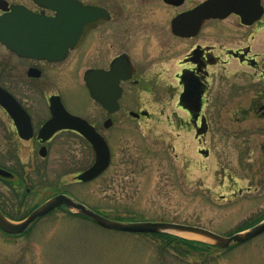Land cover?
Masks as SVG:
<instances>
[{"label": "flooded vegetation", "instance_id": "1", "mask_svg": "<svg viewBox=\"0 0 264 264\" xmlns=\"http://www.w3.org/2000/svg\"><path fill=\"white\" fill-rule=\"evenodd\" d=\"M0 1V16L9 13L12 6H21L49 19L57 16V12L33 0ZM77 1L83 7L96 9L98 15L95 25L64 57L24 56L20 55L21 51H13L0 42V87L9 92L26 113L19 114L15 122L0 106L3 112L0 114V151L8 148L14 152L8 159L12 163L10 167L3 164L0 154V168L12 174L9 178L0 177V192L7 189L18 193L29 182L30 170L41 163L59 162L57 158L51 160V156L56 147L68 146L67 138L82 141L92 150L95 161L92 145L75 130L59 129L49 139L41 135L45 125L54 118L53 107L62 106L69 114L87 121L105 139L111 152V166L118 127L128 128L135 120H150L155 114H166L163 106L157 111L153 108L155 103L165 100L161 98L164 96L161 87H171V83L163 84L161 75L172 71L178 89L172 98H176L180 111L172 114H186L185 127L194 131L195 138L201 142L211 130L213 114H220L218 127L223 144H235L240 159L243 157L247 163L251 162L246 157L248 153L256 151L251 179L255 182L254 191L259 197L263 196L264 0H260L257 7L247 9L245 15L231 13L224 18L207 19L198 31L184 35L174 30V21L209 0ZM165 8L169 13L165 14ZM151 69L162 73L151 79L147 73ZM92 81L96 97L92 96L89 85ZM189 85L201 93L199 112L181 102ZM69 87L84 94L87 111L75 112L67 105L64 91ZM203 119L206 132L198 135ZM20 128L31 132V137L22 138ZM41 151L45 157L41 156ZM199 151L203 154L202 151L208 150ZM78 174L74 181L85 184L76 179ZM251 189L247 187L246 193ZM32 190V187L27 188L28 193ZM61 193L68 194H57ZM0 209L9 214L2 200ZM60 209L64 207L57 210Z\"/></svg>", "mask_w": 264, "mask_h": 264}, {"label": "rangeland", "instance_id": "2", "mask_svg": "<svg viewBox=\"0 0 264 264\" xmlns=\"http://www.w3.org/2000/svg\"><path fill=\"white\" fill-rule=\"evenodd\" d=\"M164 10L169 13L168 8ZM147 73L152 79L162 72L151 69ZM160 78L171 87H161L165 100L155 103L153 109L163 106L166 114L135 120L128 128L118 127L113 162L106 173L91 183H76L74 176L90 167L94 154L79 139L67 138L68 146L56 147L51 156L59 162L41 163L30 170L29 182L18 193L1 189L0 200L9 214L16 219L26 217L50 197L65 192L111 218L162 220L224 236L261 220L264 195L259 197L254 191L251 179L256 151L248 153L251 162L247 163L240 159L235 144H223L220 114H213L210 132L202 142L197 140L195 132L185 127L188 116L172 114L180 113L172 98L178 93L174 73L166 71ZM64 95L73 111H87L80 90L69 87ZM1 129L0 118V137ZM200 149L208 150L209 155L201 154ZM0 154L3 164L12 166L8 160L14 155L12 149ZM28 187H32L31 193ZM247 187L252 188L250 193H246ZM168 234L166 240L109 230L60 209L24 235L8 236L0 230V264H264V233L226 251L214 248L204 237ZM175 239L190 243L178 244Z\"/></svg>", "mask_w": 264, "mask_h": 264}, {"label": "water", "instance_id": "3", "mask_svg": "<svg viewBox=\"0 0 264 264\" xmlns=\"http://www.w3.org/2000/svg\"><path fill=\"white\" fill-rule=\"evenodd\" d=\"M34 1L40 6L57 12L56 18L41 17L28 12L21 6H12L9 13L0 16V42L13 51H21L20 55L60 59L66 55L69 48H74L80 37L95 25L96 16L98 15L97 10L83 7L77 0ZM259 1L209 0L193 11L178 17L174 21L173 27L176 32L182 35L193 33L198 31L199 27L207 19L224 18L231 13L245 15L246 10L257 7ZM1 2L0 8L2 9ZM89 85L92 96L96 97L94 81ZM181 102H186V107H193L199 112L201 93L197 92L195 86L189 85L186 87ZM114 104V109H116L115 100ZM0 106L7 110L15 122L18 121L19 114H26L15 98L1 87ZM53 112L54 118L45 125L41 135L45 139H49L57 130L63 128L80 132L93 146L96 158L94 164L78 175L77 179L82 182H90L99 177L107 169L111 161L110 150L104 138L96 133L87 121L69 114L62 106L61 108L53 107ZM21 128L20 136L24 139H29L31 132H25ZM206 128V121L203 119L202 128L198 131V135L204 134ZM202 153L206 156L209 154L208 151H202ZM42 155L44 156L45 154L42 153ZM11 175V173L0 169V176L10 177ZM60 206H65L69 211L82 215L105 229L136 234H161L172 231L192 233L211 240L215 247L221 249L244 244L264 233V220L248 230L229 237L221 236L201 227L176 223L116 221L98 214L86 205L64 194L56 195L45 201L25 219L18 222L10 220L0 210V230L9 235L24 234L36 221Z\"/></svg>", "mask_w": 264, "mask_h": 264}, {"label": "bare ground", "instance_id": "4", "mask_svg": "<svg viewBox=\"0 0 264 264\" xmlns=\"http://www.w3.org/2000/svg\"><path fill=\"white\" fill-rule=\"evenodd\" d=\"M181 234H184L187 237H191L194 239H202V236L196 235V234H192V233H186V232H180Z\"/></svg>", "mask_w": 264, "mask_h": 264}, {"label": "trees", "instance_id": "5", "mask_svg": "<svg viewBox=\"0 0 264 264\" xmlns=\"http://www.w3.org/2000/svg\"><path fill=\"white\" fill-rule=\"evenodd\" d=\"M9 216L12 217L11 215H9ZM12 218H13V217H12ZM14 219H16V218H14ZM19 219H21V218H19ZM115 219H117V220H124V219H122V218H121V219H120V218H115ZM244 229H246V228H244ZM241 230H243V229H241ZM241 230H240V231H241ZM159 237H163V238L169 239V236L166 237V235H161V236H159ZM185 243H190V242H185Z\"/></svg>", "mask_w": 264, "mask_h": 264}]
</instances>
